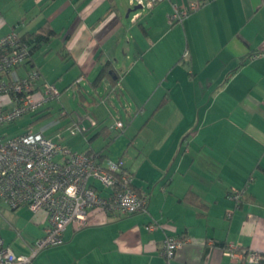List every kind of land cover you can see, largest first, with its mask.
<instances>
[{
	"label": "crops",
	"instance_id": "1",
	"mask_svg": "<svg viewBox=\"0 0 264 264\" xmlns=\"http://www.w3.org/2000/svg\"><path fill=\"white\" fill-rule=\"evenodd\" d=\"M129 1L0 0V37L11 29L21 36L52 32L17 75L36 69L60 85V97L80 88L77 96L89 97L99 124L91 141L107 144L89 146L149 193L145 213L89 211L84 229L67 226L62 244L31 264H164L166 235L187 238L171 264H253L244 252L264 255V0H163L135 10ZM193 2L197 10L168 23L174 6ZM106 61L118 80L94 85ZM110 93L125 112L114 119L124 120L120 136L108 130L113 118L103 99L112 103ZM51 104L26 115L33 117L28 125L44 120ZM63 111L59 120L75 123ZM13 124L5 136L21 133H6ZM46 128L40 131L53 140ZM120 140L127 144L117 156L104 152ZM231 188L244 189L237 206ZM149 223L159 227L147 231ZM46 225L43 211L0 201V237L15 255H27Z\"/></svg>",
	"mask_w": 264,
	"mask_h": 264
},
{
	"label": "built area",
	"instance_id": "2",
	"mask_svg": "<svg viewBox=\"0 0 264 264\" xmlns=\"http://www.w3.org/2000/svg\"><path fill=\"white\" fill-rule=\"evenodd\" d=\"M161 1L129 2L132 7L151 9ZM198 8L196 2L184 9L174 6L168 23H181ZM28 59V48L18 41L14 31L0 37V100L4 101L0 102V201L12 210L26 207L33 213L43 211L47 225L27 255H15L0 237V264H31L39 252L62 244L67 226L84 229L91 210L107 211L115 216L145 213L149 201L147 191L132 189V174L117 161L101 162L98 155L74 151L66 144L44 137L41 131L25 130L11 137L2 133L6 126L60 99L61 92L55 84L41 79L36 69H31L25 77L17 75L16 70ZM80 80L82 77L76 84ZM76 127L70 124V135L77 133ZM123 128L124 123L115 120L108 130L119 133ZM243 193L244 189H230L229 197L236 206ZM157 227V223L145 225L147 231ZM186 242L185 237L163 238L161 253L165 264H170L177 249ZM260 259L259 254L250 252L245 257L253 264Z\"/></svg>",
	"mask_w": 264,
	"mask_h": 264
},
{
	"label": "rangeland",
	"instance_id": "3",
	"mask_svg": "<svg viewBox=\"0 0 264 264\" xmlns=\"http://www.w3.org/2000/svg\"><path fill=\"white\" fill-rule=\"evenodd\" d=\"M41 53L38 52L36 54V57H40ZM55 58V54L52 52L50 53L49 61L47 62L49 65L52 64L53 61L50 63L51 58ZM53 65V64H52ZM81 86V85H80ZM59 88L60 85H57ZM84 89V87H83ZM76 87L74 89L67 90L62 97H60L59 101L53 102L51 104L50 108V114L44 119L37 123L31 122V124L28 125L31 119L33 117L25 116L16 121L10 128L9 132L6 131V133L11 135L12 133H22L23 128L28 127L31 128V132H39L42 128L47 127L44 130L45 136L52 138L54 141H59L62 144H67L71 148L80 151L83 149L84 145L87 146L90 140L91 147L99 150L102 145L104 146V140L101 137L96 138L95 140L91 141V138L94 136L95 133H93L98 127L99 124L97 123L96 119L93 116L94 108L90 106L91 100L88 96L85 97V102L82 100L80 101L79 97L77 96ZM114 94L110 93L109 98L112 103H109L107 98L108 96L104 95L103 102L105 101V106L109 107L110 112L112 113V120L114 122V119L120 116H124V111L118 102L117 99L114 98ZM124 104V103H123ZM63 110H66L68 112L72 113V116L75 120V125L77 126V133L75 135H70L69 126L70 124H67L66 122L60 121V114ZM123 123L124 120L120 119ZM32 121V120H31ZM112 122V123H113ZM54 123L53 125H51ZM51 125V126H49ZM115 135V134H114ZM118 135H123V130L118 133ZM60 138V139H58ZM118 138V137H117ZM116 138V139H117ZM123 139V138H122ZM126 144L124 140H120L119 142H114L108 150H105L104 152L106 154H111V156H117V153H119L121 150L126 147ZM49 249V248H48Z\"/></svg>",
	"mask_w": 264,
	"mask_h": 264
},
{
	"label": "trees",
	"instance_id": "4",
	"mask_svg": "<svg viewBox=\"0 0 264 264\" xmlns=\"http://www.w3.org/2000/svg\"><path fill=\"white\" fill-rule=\"evenodd\" d=\"M12 31H14V29H11ZM14 33L16 34V36H17V38H18V41L21 43V44H24V45H26L27 46V48H28V52H29V59L27 60V61H25V63L23 64V65H26V64H28V63H30V60H31V54L40 46V45H42L43 43H46V42H48L49 40H50V38H51V34H52V32H51V30H48V31H43V32H38V33H33V34H24V35H19V34H17V32L16 31H14ZM104 77H106V78H108V79H110L111 80V82L113 83V84H115V82L118 80V76L114 73V70H113V68H112V65H111V63L109 62V61H106V62H104V64L102 65V67L100 68V70H99V72H98V74H97V76H96V79H95V81H94V85L97 83V82H99L100 80H102ZM79 79V77L76 79V80H74V83L76 84V82H77V80ZM77 86H80L79 85V83L78 84H76ZM76 92L78 93V94H81V92H80V88H76ZM61 94H62V92H61ZM79 96H81V95H79ZM61 116V118L62 117H65L66 115H60ZM25 130H30V128H29V126L28 127H26L25 129H24V131ZM23 131V132H24ZM115 135H118V133H115ZM106 137H107V135H106ZM88 143V142H87ZM106 147H107V144H106ZM106 147H104V149L106 150L107 148ZM81 152H83V153H86V154H91V153H93V154H96V155H98L99 156V161H103V160H105V159H108L104 154H103V151H100V152H97V151H94L90 146H89V144H88V146L87 147H85V149L83 150V151H81ZM122 169H124L123 167H121ZM124 170H126V169H124ZM127 171V170H126ZM129 172V171H128ZM133 176V175H132ZM131 186H132V189L133 190H135V191H140L141 189H137L135 186H134V184H133V179H132V183H131ZM104 212H106V213H108L107 211H104ZM132 215V214H131ZM123 216V215H122ZM247 251L246 252H244L243 254H244V257H246V255H247ZM261 256V259L258 261V263L257 264H264V255H260ZM164 258V257H163ZM172 260H173V258H172ZM172 260H171V262H172ZM171 262H170V264H171ZM164 264H165V259H164Z\"/></svg>",
	"mask_w": 264,
	"mask_h": 264
},
{
	"label": "water",
	"instance_id": "5",
	"mask_svg": "<svg viewBox=\"0 0 264 264\" xmlns=\"http://www.w3.org/2000/svg\"><path fill=\"white\" fill-rule=\"evenodd\" d=\"M137 8H140L139 6H136L133 10L137 9Z\"/></svg>",
	"mask_w": 264,
	"mask_h": 264
}]
</instances>
